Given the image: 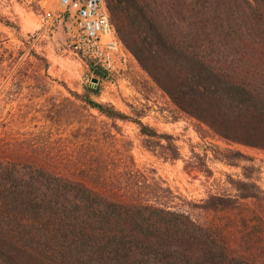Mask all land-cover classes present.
Listing matches in <instances>:
<instances>
[{"label": "trees", "instance_id": "1", "mask_svg": "<svg viewBox=\"0 0 264 264\" xmlns=\"http://www.w3.org/2000/svg\"><path fill=\"white\" fill-rule=\"evenodd\" d=\"M106 2L118 36L164 93L174 120L193 119L202 137L226 142L211 147L214 159L251 164L243 177L229 176V193L185 199L184 208L138 199L131 187L119 196L45 164L23 173L0 165V264H264L256 159L231 147L264 151V0ZM69 91L118 129V120L136 123L147 149L165 161L183 159L190 174L193 165L213 174L208 151L194 152L196 164L183 158L172 135L142 120L146 112L132 116Z\"/></svg>", "mask_w": 264, "mask_h": 264}, {"label": "rangeland", "instance_id": "2", "mask_svg": "<svg viewBox=\"0 0 264 264\" xmlns=\"http://www.w3.org/2000/svg\"><path fill=\"white\" fill-rule=\"evenodd\" d=\"M62 12L59 0H0V165H18L23 173L45 164L97 189L121 196L123 189L136 188L138 199L154 197L182 208L185 199L229 193V176L243 177V166L251 163L231 166L214 159L211 147L228 144L202 137L193 119L174 120L168 99L123 42L111 63L76 49L81 31L72 19L60 20ZM69 89L132 116L135 109L146 112L142 120L172 135L183 158L195 163L194 152L208 151L213 174L195 165L190 174L183 159L165 161L147 149L136 123L118 120V129ZM231 147L256 159L264 190V151Z\"/></svg>", "mask_w": 264, "mask_h": 264}, {"label": "built area", "instance_id": "3", "mask_svg": "<svg viewBox=\"0 0 264 264\" xmlns=\"http://www.w3.org/2000/svg\"><path fill=\"white\" fill-rule=\"evenodd\" d=\"M60 3L64 12L58 18L72 19L81 31L76 49L95 57L102 55L111 63L113 56L120 50L122 41L111 21L106 0H60ZM48 17H54L53 13H48ZM105 36L108 37L106 41Z\"/></svg>", "mask_w": 264, "mask_h": 264}, {"label": "water", "instance_id": "4", "mask_svg": "<svg viewBox=\"0 0 264 264\" xmlns=\"http://www.w3.org/2000/svg\"><path fill=\"white\" fill-rule=\"evenodd\" d=\"M94 82H98V79H94Z\"/></svg>", "mask_w": 264, "mask_h": 264}, {"label": "crops", "instance_id": "5", "mask_svg": "<svg viewBox=\"0 0 264 264\" xmlns=\"http://www.w3.org/2000/svg\"><path fill=\"white\" fill-rule=\"evenodd\" d=\"M60 1V0H59ZM61 4V3H60Z\"/></svg>", "mask_w": 264, "mask_h": 264}]
</instances>
